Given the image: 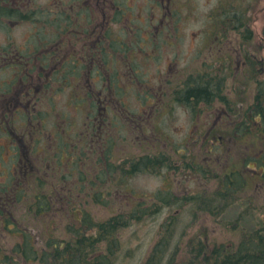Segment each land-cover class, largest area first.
Masks as SVG:
<instances>
[{
    "label": "rangeland",
    "instance_id": "374dc122",
    "mask_svg": "<svg viewBox=\"0 0 264 264\" xmlns=\"http://www.w3.org/2000/svg\"><path fill=\"white\" fill-rule=\"evenodd\" d=\"M14 1L22 9L26 6L32 11L25 10L27 15L20 18L21 23L0 18V44L9 39L17 48L25 47L20 52L24 59L21 64L0 70V87L15 79L16 83L7 88L23 84L28 91L41 87L42 92L35 100L37 115L30 117L24 112L12 119L10 113L7 123L0 119V189L7 197V191L14 189L10 185L15 186L16 182L14 206L23 215L26 231L40 241L39 230L54 233L56 238L72 239L66 232L67 225L53 214L45 215L50 217L49 221L44 215L38 223L39 220H30L32 210L28 209L31 204L36 209L40 207L37 197L43 193L54 200V210L70 212L73 208L67 203L59 204L58 197L72 194L82 205V214L98 222L114 216L127 219L138 207L137 212L142 214L150 210L139 220L131 218L126 227L117 231L121 249L113 264H144L162 241L165 248L158 253L159 263L182 264L190 250L188 245L203 240V236L209 238L211 245L225 243L230 247L243 238L245 230L251 234L262 227L261 195L242 193L239 204L230 208L227 204L231 199H223L222 206L212 207L226 210L219 217L198 211L206 209L194 198L215 197L223 176L220 174L234 168L247 171L243 157L248 143L234 136L264 80V0ZM104 42L109 47L104 60L110 66L103 69L106 76L100 72L98 76V65L88 71L84 66L87 60L96 58L94 54L88 55L91 49L102 50ZM46 52L51 54L50 58L44 57ZM64 60L69 61L66 70L73 73L69 72L71 76L63 85L50 72L52 68H61ZM40 69L46 74H40ZM114 69L118 74L111 79L108 74L114 73ZM68 71L63 73L67 75ZM59 76L62 72L56 71L54 77ZM211 79L218 82L221 98L215 97L209 104L204 100L179 99L188 85ZM49 80L51 85L45 86ZM118 84L120 110L111 107L120 115L116 118L110 113L105 117V126L93 146H112V162L120 170H128L135 161L143 164L146 158L166 160L162 162L164 167H159V162L155 170H132L125 179L121 173L113 175L110 171L102 176L105 163L101 164L99 158L106 161V151H90L85 146L88 138L94 136L97 120L74 99L77 93L102 91L104 101ZM128 85L132 87L127 89ZM27 104L25 99L23 106ZM24 110L29 111L24 107L20 112ZM223 114H228L225 119ZM24 134L32 138V148L37 152L35 164L27 173L20 162L8 161L4 148L6 144L9 149V137L17 140ZM71 136L73 139L68 138ZM68 140L76 146L69 145ZM68 146L72 150L69 155L58 153L61 147ZM68 156L74 160L66 159ZM60 158L64 163L59 164ZM195 163L207 169L209 176L203 178L195 173ZM60 166L69 172L65 178L46 177L45 169ZM22 172L26 178L20 183ZM101 178H107V182H101ZM82 179L92 190L90 193ZM96 192L104 193L99 195L98 202L93 201ZM169 196L173 199L170 204L157 202ZM169 222L175 224L171 239ZM8 241L7 233L0 231V247ZM105 243L100 239V251L106 250Z\"/></svg>",
    "mask_w": 264,
    "mask_h": 264
},
{
    "label": "trees",
    "instance_id": "16d2710c",
    "mask_svg": "<svg viewBox=\"0 0 264 264\" xmlns=\"http://www.w3.org/2000/svg\"><path fill=\"white\" fill-rule=\"evenodd\" d=\"M69 72L70 74L73 73V71H68V74L66 76L64 75V77L68 78L70 75ZM200 82L201 81L195 82L193 85L183 90L182 97L204 100L208 104L213 101L215 97L221 98V88L218 87V82L216 83L212 79L205 80L202 83ZM116 94L118 95L120 93L117 91ZM86 109L89 111L88 115H95V119H97L98 116L104 119L109 113L113 114V109L106 105L101 106V104H96L93 100L88 102V107ZM247 111L243 122H240L238 125L235 134L236 137L234 136V138H242L248 143V148L243 157L244 171H247L242 172V169L234 168L233 170H229L226 174H220L223 176H221L216 196L196 199L200 200L201 205L205 207L206 210H198L204 214L219 217L225 213L226 210H212V207L222 206L224 202L223 199H231V202L227 204L228 208L232 205H237L239 204L238 197H241V195H243L242 193L248 192L247 194L252 193L251 196L261 195L264 198V80L259 83L257 94L254 96V102L249 106ZM100 126V121H97V125L93 127L94 136L91 135V137L88 138V144H85V146H87L90 151H106V161H104L103 158H99L101 164L105 163L102 176L110 171L113 175L121 173L122 178L125 179L130 176L132 170L136 173L143 172L144 169L155 170L158 169L159 162V167L165 166L162 162L166 160L157 159L151 161L146 158L143 164H141L142 162L135 161L128 170H120L118 166L116 167V163L112 162L114 157L113 148L110 146L113 145L111 140H108L110 148L103 149L102 147L93 146L95 145L94 142H96V139L100 136L98 133V130L101 128ZM68 138L73 139L72 136ZM249 138L250 140H247ZM62 140H64V138H62ZM67 143L71 146H76V144L70 140H68ZM5 150L7 149L5 148ZM71 151L70 146H68V148L61 147L58 153L69 155ZM39 152L40 151H38V153ZM8 153L14 156L10 146ZM20 155L21 154H19V156L17 155L18 158L14 157L13 159L21 162ZM80 155H83V153ZM66 159L72 161L74 157L68 156ZM152 159H154V157ZM59 161V164L64 163L61 158ZM31 163H33L31 159L24 158L21 166L22 169H29ZM142 165H144L143 168ZM44 173L47 175L46 177L61 176L62 178H65L67 174H69L62 166H60V168L56 167L54 170L45 169ZM110 177L111 176H109L108 179H110ZM22 178H26L24 172L22 173ZM100 181L107 182V178H101ZM81 183L82 185L84 183L88 189V193L92 191L88 188L84 179L81 180ZM40 185H44V182L41 180ZM13 187L15 186L12 183L10 188ZM67 190L71 191L72 189L69 188ZM14 192L13 189L9 190L10 196L14 195ZM99 195L103 196L104 193L101 192L97 194L96 192V198L95 200L93 199L94 202H98ZM37 198L41 205L36 209L31 204V208L28 209L32 210L29 212L32 216L30 220L32 222L39 220L37 221L38 223L43 215L47 217L45 216L46 214H53L54 217H58L62 223L67 225L66 232L72 235V239L67 241L65 239L56 238L54 233L46 234L39 230V232L42 233L40 234L42 239L40 241L34 237L32 232H28L23 228L22 223L25 222L23 215H19V212L15 209L9 208L8 210H2V207H0V231L6 232L9 236V241L3 247H0V264H113L114 258L118 257V253L121 249L119 247V240L116 237L117 231L122 227H126L131 221V218L136 217V219L139 220L150 213V210H145L143 214L142 212H137V210H140L138 207L134 210L136 212L132 213L129 218L126 217L127 219H124L123 216H114L108 221L98 222L90 218L91 216L82 214V209L80 208L82 205L80 206L77 204L72 194L68 195L66 198L58 197L60 199L59 204L65 205L67 203L69 207L73 208L71 212L68 210H54V200L52 199L51 201L50 194L43 193L38 195ZM244 198L248 201L250 200L249 196H245ZM171 200L172 198H170L169 203H171ZM0 206L2 205L0 204ZM55 212L57 214H55ZM41 215L42 217L40 218ZM47 218L49 221L50 217ZM174 226V222H169V224H167L170 231V239L175 234ZM95 233L96 235H94ZM243 235L242 239L230 244V247L225 243H215V245H211L209 241H207L209 240L207 236H203L205 238L199 242L198 240H193L195 242L188 245L190 250L188 255L184 256L182 264H264V220L260 229L252 230L251 234L249 231L245 230ZM100 239L106 241V246L104 248L106 250L104 252L100 251L102 250L98 244ZM37 241H40V244ZM162 243L160 242L157 244L154 252L148 257L144 264L159 263L158 253L165 248V246L161 245ZM167 245L168 240L166 242V246ZM203 246L205 247L203 248Z\"/></svg>",
    "mask_w": 264,
    "mask_h": 264
},
{
    "label": "flooded vegetation",
    "instance_id": "af4514ba",
    "mask_svg": "<svg viewBox=\"0 0 264 264\" xmlns=\"http://www.w3.org/2000/svg\"><path fill=\"white\" fill-rule=\"evenodd\" d=\"M1 6L6 4V0H0ZM24 47V46H23ZM22 47V48H23ZM17 48L16 45L13 44L8 39V43L1 45L0 44V70L5 71L8 68L14 67L19 63L22 62L23 57L19 56L20 49ZM24 64V63H23ZM8 71L4 72L3 75H5ZM16 83L15 79L10 80L6 86L1 85L0 87V119L2 122H5L8 118L9 114L11 118H18L24 114L25 111L20 112V109L24 108L23 102L26 98L29 97V91L25 88L23 84L21 87L19 85L12 86V88H7L10 84ZM32 86V84L30 85ZM38 90H36L37 92ZM83 101L89 102V95H83L82 96ZM150 99V96H146L145 100L148 102ZM182 99V98H179ZM184 101H190V99H194L192 97H184ZM206 102V101H205ZM16 114V117H14V114ZM19 113V114H17ZM3 198L0 197V204L3 203ZM2 201V203H1ZM5 204V202H4Z\"/></svg>",
    "mask_w": 264,
    "mask_h": 264
}]
</instances>
